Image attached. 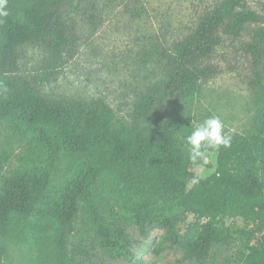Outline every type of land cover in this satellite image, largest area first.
<instances>
[{"label":"trees","instance_id":"obj_1","mask_svg":"<svg viewBox=\"0 0 264 264\" xmlns=\"http://www.w3.org/2000/svg\"><path fill=\"white\" fill-rule=\"evenodd\" d=\"M127 1L135 20L147 21V7L170 17L159 32L148 21L149 33L121 66L133 96L130 114L117 113L101 95L54 96L25 72L33 50L54 65L67 62L85 43L81 36ZM231 49L243 71L224 63ZM104 66L111 74V63ZM231 71L257 109L244 131L227 136L221 124L194 122L190 110L209 82ZM4 122L27 146L15 167L12 151L0 146V264H12L10 245L29 239L28 226L47 236L36 237L42 242L27 264H103L70 246L88 222L92 249L97 240L113 257L133 255L129 226L136 224L143 236L164 227L186 259L204 262L235 244L230 264H264V12L250 0H0ZM36 151L49 161L28 169L24 157ZM205 151L216 153V168L202 178L194 167ZM62 159L74 172L53 183ZM183 213L203 222L179 240L171 218Z\"/></svg>","mask_w":264,"mask_h":264},{"label":"rangeland","instance_id":"obj_2","mask_svg":"<svg viewBox=\"0 0 264 264\" xmlns=\"http://www.w3.org/2000/svg\"><path fill=\"white\" fill-rule=\"evenodd\" d=\"M250 4L256 10L264 12V0H250ZM131 5L133 2L127 1L113 11L103 14L97 29L92 35L81 36L85 43L81 45L82 48L76 52L74 57L65 63L60 62L54 65L55 62L50 63L49 56L41 50L31 51L24 62L25 72L30 75L36 74L39 77V82L54 96L88 99V97L101 95L109 101L117 113L130 114L133 96L130 94L128 80L125 79V70L121 66L124 59L127 60L134 55L129 50L130 46H133L142 34L149 33L148 21L154 24V28L159 32L158 25L165 23L170 18H164L163 12L161 15L158 9L152 11L146 5L149 11L147 21H138L128 13ZM174 15H171L172 18ZM172 29L168 32H172ZM84 32L87 35L85 30ZM79 34L81 33L79 32ZM105 63H111V74L104 66ZM224 63L235 65L233 68L239 71L243 67L240 53L234 49L226 54ZM239 74L242 75L244 72ZM234 76H236V72L231 71V74H223L204 87L200 96L191 105L190 114L194 122L221 124V129L227 136L240 133L251 124L257 105L243 89L242 77L234 78ZM12 126L13 124L10 122L0 124V146L7 147L12 151L11 167H15L22 163L20 156L26 152L27 137L21 136L18 130ZM39 140L40 138H37L36 146L40 147ZM29 154L30 156L24 157L23 160V164L28 166V169H33L31 168L33 166L39 167L49 161L37 151L34 154ZM67 163V160L62 159L56 164L53 183H58L72 175L74 169L68 170ZM215 168L216 153L205 151L203 161L194 167V172L204 178L213 173ZM171 222L178 225L179 240H181V236L185 234L186 230L189 232L190 229L198 226L199 222H203V219L199 220L191 213H183L178 217L171 218ZM236 224L244 225L240 219L236 220ZM86 228H90L89 222L84 229L80 228L81 231L71 237L70 246L73 249L76 246L88 249L92 254L91 257L94 256L103 264H230L238 251V247L232 244L223 247L221 252L204 262L186 259L183 246L179 241L168 239L165 236L164 227L155 226L147 236H143L137 225L131 224L129 226L132 238L130 249L133 255L129 258L125 256L113 257L100 247L97 240L94 243V249H92L90 244L94 234ZM24 231L29 239L26 242L21 240L17 245L13 243L10 245L12 264H27L29 259L37 254L42 242V240L36 241V237L45 238L47 236V231L44 228L28 226ZM78 254L83 256V253Z\"/></svg>","mask_w":264,"mask_h":264}]
</instances>
